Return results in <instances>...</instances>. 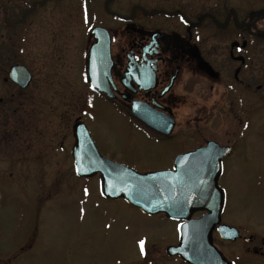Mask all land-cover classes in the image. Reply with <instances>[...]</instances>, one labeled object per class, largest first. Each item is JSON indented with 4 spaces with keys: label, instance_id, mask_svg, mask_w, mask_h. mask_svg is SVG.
I'll use <instances>...</instances> for the list:
<instances>
[{
    "label": "flooded vegetation",
    "instance_id": "flooded-vegetation-1",
    "mask_svg": "<svg viewBox=\"0 0 264 264\" xmlns=\"http://www.w3.org/2000/svg\"><path fill=\"white\" fill-rule=\"evenodd\" d=\"M80 1L87 2V12L81 15L86 33L84 61L79 68L86 87L82 100L102 101L112 116L118 117L125 135L177 150L172 161L210 143L228 148L219 177V185L225 192L223 222L228 191L221 181L227 168L226 161L234 160L240 148L246 149L240 145L246 144V147L248 134L254 133L255 114L261 115L263 125L262 137L256 136L254 140L264 139V5L257 6L251 0H112L107 8L108 0H97L102 11L91 15L96 0ZM77 2L34 0L30 4L21 1L14 6V0H0V161H51L44 157L25 156L27 149L47 140V131L39 123L32 127L26 125L31 112L29 103L37 101L41 92H50L47 86L55 83L48 81L47 77L39 79L37 86L33 83V72L25 61L28 52L24 47L29 45L30 17L37 11L43 12V20L48 11L66 13L67 23L75 33ZM66 24H63L64 28ZM95 27L106 29L111 39L112 63L109 71L96 73L99 86L92 85L88 72L90 49L97 42L93 34ZM98 59L103 60V56L99 54ZM15 66H23L31 74L26 86L11 77L10 72ZM68 83L71 86L69 98H80L81 94L73 88V81ZM51 94L58 97L59 86ZM79 121L86 124L103 156L113 161H134L130 157L137 149L134 144L124 142L117 150L104 147L106 143L99 133L92 130L82 116L76 117L71 126L69 161H75L74 124ZM101 121L98 120V124ZM155 123L159 126H153ZM52 139L57 140L55 150L59 151L58 132H54ZM133 139L131 142H136ZM101 146L105 148V154ZM173 168L174 164L170 169ZM75 174L80 179L95 176L101 179L100 174L83 177L76 170ZM101 194L109 200L123 199L105 197L102 179ZM135 208L147 217H161V221L171 222L177 231L174 238L171 237L173 241L159 253L158 250L150 252V248L159 242L150 244L142 240L143 246L140 242L138 247L143 257L149 258L157 253L164 258L165 250L171 259L190 264L167 251L169 246L179 244L183 221L171 219L164 213L151 215ZM206 213L205 210L197 211L192 218H200ZM217 227L212 233L213 243L227 260L239 264L238 260L230 259L216 242L243 240L252 243L253 236L243 235L236 227L239 238L225 240L220 237ZM26 250L23 241L20 245L12 244L5 254L0 252V257H6L7 264H11Z\"/></svg>",
    "mask_w": 264,
    "mask_h": 264
},
{
    "label": "rangeland",
    "instance_id": "rangeland-1",
    "mask_svg": "<svg viewBox=\"0 0 264 264\" xmlns=\"http://www.w3.org/2000/svg\"><path fill=\"white\" fill-rule=\"evenodd\" d=\"M21 1L30 4L34 0H14V6ZM251 1L264 5V0ZM86 4L77 2L75 33L66 13L48 11L43 20V12L37 11L30 17L29 45L24 48L33 83L37 86L39 79L47 77L55 85L47 86L50 92L37 93V101L29 103L31 112L27 116L26 125L39 123L47 131V140L31 150L23 149H27L25 156L51 161H0V252L5 254L12 244L25 241L27 250L11 264H178L165 250L164 258L157 253L145 258L138 247L142 240L159 242L150 252L162 251L177 232L171 222L147 217L123 199H105L100 177L77 178L74 162L69 161L71 126L79 116L99 133L104 147L117 150L124 142L134 144L137 149L130 156L134 161L117 162L139 172L170 169L177 154L175 149L125 135L118 117L112 116L102 101L82 100L86 87L79 68L84 61L86 33L81 15L87 12ZM100 4L96 0L94 11L88 12L98 15ZM71 80L81 99L69 98ZM1 85L0 80V94ZM57 86L58 97L51 94ZM262 119L254 115V133L248 134L246 147L240 145L246 149L240 148L234 160L226 161L221 181L228 191L223 222L241 229L247 237L253 236L252 243L217 240L218 247L239 264H264V139L254 140L262 137ZM55 131L60 137L59 151L55 150L57 140L52 139ZM101 149L105 154V148ZM165 238L168 240L162 241ZM0 264H7L6 257H0Z\"/></svg>",
    "mask_w": 264,
    "mask_h": 264
},
{
    "label": "water",
    "instance_id": "water-1",
    "mask_svg": "<svg viewBox=\"0 0 264 264\" xmlns=\"http://www.w3.org/2000/svg\"><path fill=\"white\" fill-rule=\"evenodd\" d=\"M111 1H107V8ZM93 34L97 42L90 49L88 72L92 85L99 86L96 73L109 71L112 63L111 39L109 32L100 27H95ZM99 54L103 60L98 59ZM10 75L23 86L31 79L28 69L23 66L13 67ZM153 126L158 127L159 123ZM74 134L76 173L83 177L100 174L105 197L123 198L145 213H164L171 219L183 221L179 244L168 247L170 255H179L190 264H236L223 256L212 236L216 226L225 240L234 241L240 236L235 226L222 222L225 192L219 185V177L228 148L210 143L177 156L173 169L139 172L103 156L83 121L74 124ZM1 199L0 194V203ZM204 210L207 211L205 215L192 218L195 212Z\"/></svg>",
    "mask_w": 264,
    "mask_h": 264
},
{
    "label": "snow or ice",
    "instance_id": "snow-or-ice-1",
    "mask_svg": "<svg viewBox=\"0 0 264 264\" xmlns=\"http://www.w3.org/2000/svg\"><path fill=\"white\" fill-rule=\"evenodd\" d=\"M142 246H143V242H142Z\"/></svg>",
    "mask_w": 264,
    "mask_h": 264
}]
</instances>
